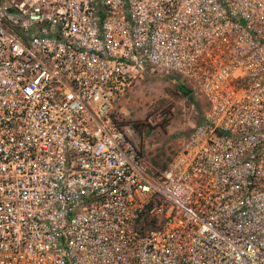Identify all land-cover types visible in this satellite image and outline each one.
Wrapping results in <instances>:
<instances>
[{
    "label": "built area",
    "instance_id": "2783aa9c",
    "mask_svg": "<svg viewBox=\"0 0 264 264\" xmlns=\"http://www.w3.org/2000/svg\"><path fill=\"white\" fill-rule=\"evenodd\" d=\"M144 76L207 105L160 166ZM0 264H264V0H0Z\"/></svg>",
    "mask_w": 264,
    "mask_h": 264
},
{
    "label": "rangeland",
    "instance_id": "374dc122",
    "mask_svg": "<svg viewBox=\"0 0 264 264\" xmlns=\"http://www.w3.org/2000/svg\"><path fill=\"white\" fill-rule=\"evenodd\" d=\"M182 82L191 86L186 79ZM185 97L167 78L144 76L133 81L116 106V121L155 166L166 163L178 139L197 121L202 105L207 106L200 95L195 100Z\"/></svg>",
    "mask_w": 264,
    "mask_h": 264
},
{
    "label": "water",
    "instance_id": "95a60500",
    "mask_svg": "<svg viewBox=\"0 0 264 264\" xmlns=\"http://www.w3.org/2000/svg\"><path fill=\"white\" fill-rule=\"evenodd\" d=\"M182 93H186V90L184 88H181Z\"/></svg>",
    "mask_w": 264,
    "mask_h": 264
}]
</instances>
